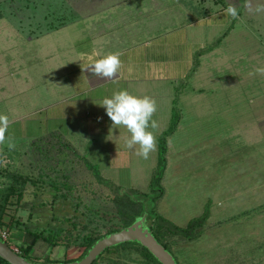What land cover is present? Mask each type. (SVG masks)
<instances>
[{"label": "rangeland", "instance_id": "rangeland-1", "mask_svg": "<svg viewBox=\"0 0 264 264\" xmlns=\"http://www.w3.org/2000/svg\"><path fill=\"white\" fill-rule=\"evenodd\" d=\"M105 4L0 0V113L10 121L5 135L13 134L0 142L7 244L18 249L30 241L16 222L51 223L62 228L59 244L39 242L29 257L37 264L77 260L86 238L123 226L119 209L133 211L116 196L126 191L99 184L95 173L115 187L150 192L157 142L147 159L137 155L138 145L126 147L127 129L112 126L101 107L105 97L127 90L155 101L156 127L148 129L155 140L174 126L156 212L180 228L205 210L210 214L195 240L160 237L174 261L264 264V71H258L264 69V10L256 11L264 0H130V44L146 45L130 47L116 77L90 89L83 71L88 57L81 56L87 44L72 24ZM230 4L235 19L225 13ZM14 175L34 184L13 183ZM12 185L19 199L10 195ZM96 264L155 263L140 247L125 245Z\"/></svg>", "mask_w": 264, "mask_h": 264}, {"label": "trees", "instance_id": "trees-1", "mask_svg": "<svg viewBox=\"0 0 264 264\" xmlns=\"http://www.w3.org/2000/svg\"><path fill=\"white\" fill-rule=\"evenodd\" d=\"M226 35V33L223 34L221 38H218V41H221V39ZM174 130V126L170 128L168 132H163L159 137H157V150H158V157H157V172L155 175H153L151 181H150V192L149 193H141L134 189H121L119 187H115L111 183L103 180L101 177L98 176L97 173H95V179L99 184H104L110 189L113 187L115 190L121 192L122 190L126 191L124 193H117V197H120V205H125V207L130 208V210H133L131 213H126L122 209H119L120 214L124 215L123 220V226L120 228L127 227L131 225L136 220L140 219L142 216H145V222L144 227L148 229V231L151 233V235L156 239V241L161 244L166 251L167 245L160 240V237L163 236V234H168L171 236H176L181 240L185 241H192L197 239L202 231L204 230V227L206 225V221L209 218V211L205 210V212L200 216L193 220H190L187 225L184 228L177 227L173 225L168 220L164 219L162 216H160L156 210H155V201L159 199L162 195V188L160 187L159 183L162 179L163 172L166 168V152H167V142L166 137L172 133ZM22 181L23 183L30 182L31 184H34V181L28 180L27 178H22L20 176L14 175L12 177V182L17 180ZM36 184V183H35ZM53 186V184H50ZM10 195L17 196V199L21 197V194L19 191H16L14 186L12 185L9 188ZM128 190V192H127ZM55 197V195H53ZM8 196L5 195L4 201H6V198ZM43 207V206H42ZM42 209L41 207H39ZM29 216L32 218L33 216H37L34 213H30ZM64 219V218H63ZM58 221L57 217L54 218L53 221ZM66 220V219H65ZM3 221V219H0V222ZM150 221V225L147 223ZM15 225L17 227H22L26 233L31 235L30 241L25 243L24 245L18 246L19 254L21 257H23L25 260L33 263H37L35 260H32L29 255L30 252L33 250V248L39 243L43 242L46 245H48L50 248H53L59 244V234L61 231V227L53 228L51 227V223H46V225H43L42 227H30L29 225H21L20 223L16 222ZM34 226V225H33ZM0 227H2V224L0 223ZM119 229V230H120ZM118 231V230H115ZM111 231L109 233L115 232ZM107 233V234H109ZM107 234L95 238H86V245L85 250L82 253L81 257H79L77 260H80L83 258L87 252L91 249V247L102 237L106 236ZM74 245H80L79 243H75ZM82 245V244H81ZM125 245H133L140 247L143 252L155 263L159 264L157 260L139 243L136 242H127L123 244H119L117 246L108 248L104 250L92 264H96L97 260L102 256L105 252H110L112 249H117L119 247L125 246ZM77 260H64L63 262H52L55 264H60L64 262H73ZM177 264V262H175ZM0 264H9L3 259L0 258ZM43 264V263H39Z\"/></svg>", "mask_w": 264, "mask_h": 264}, {"label": "clouds", "instance_id": "clouds-1", "mask_svg": "<svg viewBox=\"0 0 264 264\" xmlns=\"http://www.w3.org/2000/svg\"><path fill=\"white\" fill-rule=\"evenodd\" d=\"M264 7H257L256 11H262ZM227 16L235 19L238 17L237 8L229 5L225 9ZM120 53L113 52L95 60L87 68L96 76L112 78L120 67ZM264 71V69H258ZM101 107L104 108L105 115L111 121L112 126H123L127 129L130 138L126 141V147L131 149L133 145H138L137 155L147 159L150 152L155 151L156 140L149 126L156 127L151 121L153 113L156 111V104L148 96L138 97L130 94L127 90L114 92L110 97L102 100ZM151 121V125H150ZM9 118L0 113V142L5 140V133L9 127Z\"/></svg>", "mask_w": 264, "mask_h": 264}, {"label": "crops", "instance_id": "crops-1", "mask_svg": "<svg viewBox=\"0 0 264 264\" xmlns=\"http://www.w3.org/2000/svg\"><path fill=\"white\" fill-rule=\"evenodd\" d=\"M129 4L130 0H108V5H104L106 9L103 8L100 11L88 13L89 15L84 16V19H81L84 20L81 22V25L72 24L77 27L80 26V31L84 35L82 42H84L83 44H87L86 47L82 49L86 52L85 54H81V56L84 58L88 57V59L86 58V62L83 64V71L87 81L90 82V89L99 88L101 83L106 81V78L94 75L89 70V68H87L91 63L103 57L104 55L113 52H119V59H124L125 56L130 53V47H137L140 45L144 47L146 45L145 42L138 43L134 46L130 44V26L133 25H130ZM214 14L206 16L199 22L198 25L194 27L199 29V25L206 23L209 17L213 16ZM228 34L229 31L223 37V39L228 37ZM223 39L219 42L218 46L213 47L215 49L209 52L212 57L215 55V50L223 48V46L226 45V42ZM121 65L122 64H120V66ZM117 73H119V70ZM116 74L111 79H114ZM10 137H13L12 132H7L5 135V140L3 141L4 144L7 143V139L13 140V138Z\"/></svg>", "mask_w": 264, "mask_h": 264}, {"label": "water", "instance_id": "water-1", "mask_svg": "<svg viewBox=\"0 0 264 264\" xmlns=\"http://www.w3.org/2000/svg\"><path fill=\"white\" fill-rule=\"evenodd\" d=\"M144 222L145 216H142L131 225L99 239L80 260L60 264H92L104 250L127 242L139 243L159 264H176L171 254L144 227ZM0 258L9 264H37L25 260L2 241H0Z\"/></svg>", "mask_w": 264, "mask_h": 264}, {"label": "built area", "instance_id": "built-area-1", "mask_svg": "<svg viewBox=\"0 0 264 264\" xmlns=\"http://www.w3.org/2000/svg\"><path fill=\"white\" fill-rule=\"evenodd\" d=\"M9 237L8 230H5L3 227H0V241L7 244V240ZM15 253L19 254V250L16 247H12L9 244H7Z\"/></svg>", "mask_w": 264, "mask_h": 264}]
</instances>
